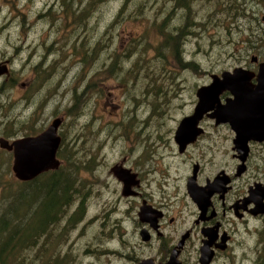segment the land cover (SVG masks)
Returning a JSON list of instances; mask_svg holds the SVG:
<instances>
[{
  "label": "rangeland",
  "instance_id": "obj_1",
  "mask_svg": "<svg viewBox=\"0 0 264 264\" xmlns=\"http://www.w3.org/2000/svg\"><path fill=\"white\" fill-rule=\"evenodd\" d=\"M242 1L243 16L233 12L236 0H193L197 43L193 42V46L188 43L185 51L189 54L191 48L195 50L191 58L195 56L199 62V83L203 81V69L221 71L225 67L230 70L238 63L235 56L249 58L251 52L257 51L261 39L264 40L261 30L264 28V0ZM171 6L170 0H0V61L7 60L9 68L8 75H0V137L12 141L25 136L18 132L5 137L3 133L10 122L14 130L28 126L44 129L53 118L62 117L58 133L63 132L66 141L74 140L73 147L80 152L73 155L94 160L91 171H80L79 180L88 190L85 189L88 195L81 219L60 230L64 219L81 202L77 197L64 210L62 224L53 225V235L63 236L55 250L66 255L68 264H110L105 262V255L98 258L97 249L113 247L115 243L105 242L104 234L98 231L102 229L98 220L103 204L113 218L121 215L124 204L123 200L118 201L115 190L120 184L109 168L121 160V153L131 155L133 146L135 149L142 146L148 110L153 112L155 119L152 120H156L153 127H162L163 140L157 143V161H162L160 165L165 170L169 164L171 149L167 148V137L170 130L167 129L172 126L171 118L176 116L177 108L181 105V109L186 110L193 98L188 90L193 83L190 77L182 81L183 90L176 96L171 92L173 81L166 79L167 72L180 69L171 57L176 54L174 44L172 48L161 46L157 55L156 48L162 42L159 31L175 15ZM97 41L96 57H90L84 64L81 52L87 43L91 48ZM14 75L17 79L13 82ZM87 75L89 79L85 78ZM90 78L98 82V88L89 94L87 90L82 92L85 97L82 105L90 106L89 113L81 110L78 115H69L64 108L71 103L73 87L83 90ZM153 79L158 83L154 84ZM158 84L160 91L154 100L151 95ZM35 108L37 113L32 115ZM219 140L216 134L215 141ZM220 144L217 149H222L224 144ZM164 147L167 149L163 150ZM0 153L2 158H9L7 150L0 148ZM210 157L216 163L224 159L217 151ZM139 162L143 163L142 159ZM8 163H0L5 179L9 171L14 177L12 156L9 171H6ZM128 163V166L138 165L130 158ZM174 171L172 167V177L181 176L185 167ZM180 182L181 179H176L177 184ZM108 227L105 225L103 229L106 231ZM33 251L42 252L39 247ZM40 257L43 258L41 254L39 261Z\"/></svg>",
  "mask_w": 264,
  "mask_h": 264
},
{
  "label": "flooded vegetation",
  "instance_id": "obj_2",
  "mask_svg": "<svg viewBox=\"0 0 264 264\" xmlns=\"http://www.w3.org/2000/svg\"><path fill=\"white\" fill-rule=\"evenodd\" d=\"M170 1V10L175 15L168 25H164L162 41L165 40L167 47L174 44L179 51V54H172L171 57L180 69L174 73L167 72L166 79L173 81L171 92L176 96L183 90L182 81L190 77L193 83L188 90L193 98L186 110H182L180 105L176 116L171 118L172 126L167 129L170 130L167 148L171 149V158L166 170L160 165L162 161H157V143L163 140L162 127H153L156 120H152L154 115L150 110L146 114L144 143L136 149L133 146L131 155L121 153V160L116 163L128 169L132 181L136 182L129 185L128 194H123V182L109 168L120 184L115 191L118 201L123 200L124 209L121 215L113 218L109 209L104 208L105 204L102 205L101 219L98 220L102 229L98 231L104 234L106 243L114 242L115 245L98 248V258L105 255V262L110 264H264V133L249 135L250 132L242 128L239 141L229 121L217 122L216 117L212 116L216 110L214 105L212 109L207 106L197 121L186 123L185 138L181 136L183 139L179 138V141L175 137L182 121L194 114L199 87L209 85L214 78L221 79L223 74L232 73L235 69L246 71L250 83L256 84L264 63V40L261 39L259 46H256L257 51H249L253 53L249 58L241 55L239 59L235 56L234 60L238 63L230 70L225 67L221 71L203 69V81L199 83V62L195 56L191 58L195 50L191 48L189 54L185 51L188 43L191 46L193 42L197 43V34H194L197 22L192 15L193 1L185 9L176 7L175 0ZM240 1L239 4L234 3L233 12L243 16V1ZM165 19L166 16L162 21ZM261 30L264 34V28ZM235 51L239 52L238 47ZM233 54L236 55L235 52ZM0 62L8 64L7 60ZM226 98H232V94L223 90L219 94L220 103H225ZM216 134L220 136L218 142L224 144L222 149L216 147L221 145L215 141ZM235 140L239 141V145ZM216 151L224 156L221 162L216 163L210 157ZM129 158L134 159L135 163L142 159L143 163H137L136 167L128 166ZM182 166L185 171L181 172V176L172 177V167L177 172L182 171ZM175 178L181 179L180 184L176 183ZM189 179L192 192L187 186ZM141 208L144 210L142 217ZM81 217H73L70 213L60 229L77 223ZM105 225L109 226L106 231L103 229ZM50 227L54 232L55 227ZM57 252L63 263L56 264H68L66 255L59 250Z\"/></svg>",
  "mask_w": 264,
  "mask_h": 264
},
{
  "label": "trees",
  "instance_id": "obj_3",
  "mask_svg": "<svg viewBox=\"0 0 264 264\" xmlns=\"http://www.w3.org/2000/svg\"><path fill=\"white\" fill-rule=\"evenodd\" d=\"M192 1L193 0H175V5L176 7H183L185 9L190 7ZM236 3H238V0H236ZM244 10L245 9H242V12H244ZM169 33H171V31H169ZM159 34L162 35L165 34V32L159 31ZM171 36H173V34H171ZM161 46L164 49L165 40L156 48L158 51L157 55H160ZM96 47H98V41L95 46L93 45L91 48H89L87 43L86 47L81 52L84 64L88 62L90 57L96 54ZM175 52L177 53L176 48ZM89 77L90 75H87L85 78L89 79ZM12 79L14 82V79L16 80L17 77L14 75ZM153 80L154 82H152L154 84L158 83L157 79ZM97 84L98 82L92 78L90 81H86L83 90L78 89L77 91V89H75L76 86H74L71 92V103L69 107H65L64 110L72 116L78 115L81 110H83L85 114H88L89 112H87V110L90 106L82 105L83 99L85 98L82 92L87 90V94H89L91 90L96 91L98 88ZM159 91V84L155 85L151 95L154 100L158 98ZM87 94L85 95L87 96ZM36 109L37 108L31 113L32 115L36 112ZM30 121H32V119H30ZM9 124V126L5 127L3 133L5 137L15 136L18 132H23L25 136L35 135L43 130L41 126L37 128L34 126L24 128L18 127L14 130L11 122ZM59 135H62L61 143L57 150V156L60 159L59 167L43 172L28 181L17 180L12 176L11 171H9V163L12 156L11 152L8 151L9 158H7V160L6 158H2V154L0 153V163L9 162L6 171L10 172L8 173L9 177L5 179L3 177L4 171L1 172L0 170V184L3 185L1 186L2 194H0V264L63 263L61 259L58 258L59 252L55 250V247L59 244L57 242L61 240L63 236L53 235V231L51 228L49 230V226L62 224V217L65 215L64 210L67 209L77 197L81 199V202L76 205L71 214H73V217H78V215L82 214V206L88 192L85 191L86 187H84L83 183L79 180L82 177L80 171H91V163L94 160L89 157L84 159V157L73 155L74 152H80L74 149V140L69 139L70 141H66L65 134L61 131H59ZM61 227L62 226H60V228ZM36 247L41 248L42 252L35 253L33 249ZM31 251H33V255H31ZM49 251H52V253L49 254ZM40 254L43 258L41 259L40 257L39 261L38 256ZM51 257L53 258L50 260Z\"/></svg>",
  "mask_w": 264,
  "mask_h": 264
},
{
  "label": "water",
  "instance_id": "obj_4",
  "mask_svg": "<svg viewBox=\"0 0 264 264\" xmlns=\"http://www.w3.org/2000/svg\"><path fill=\"white\" fill-rule=\"evenodd\" d=\"M261 67L255 85L250 83L246 71L235 69L232 73L223 74L221 79L214 78L209 85L199 87L196 92L198 101L194 114L182 121L175 137L178 140L181 136L185 138L186 123L192 120L197 121L207 106L211 108L214 105L216 110L212 116L216 117L217 122L229 121L236 131V139L239 141L242 128L249 131V135L257 133L258 136L262 132L264 133V63ZM8 73L7 62H0V75H8ZM223 90H228L232 94V98H226L225 103H220L219 94ZM61 123L62 117H55L41 132L35 135L15 138L12 141L0 137V148L12 152L11 170L16 179L28 181L43 172L59 167L60 159L57 157V150L61 143V136L58 133ZM239 141L235 140L237 145H239ZM110 171L123 182V194H128V189L131 187L129 185L136 183L132 181V175L129 174L128 169L115 164L110 168ZM187 186L189 192H192L190 179ZM143 212L144 210L141 208L140 217Z\"/></svg>",
  "mask_w": 264,
  "mask_h": 264
}]
</instances>
